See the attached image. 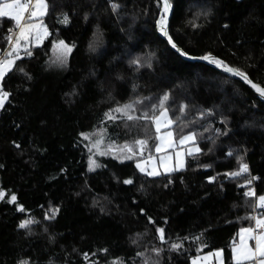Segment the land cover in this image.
<instances>
[{"label":"trees","instance_id":"16d2710c","mask_svg":"<svg viewBox=\"0 0 264 264\" xmlns=\"http://www.w3.org/2000/svg\"><path fill=\"white\" fill-rule=\"evenodd\" d=\"M172 2L170 34L190 56L211 53L264 85V0ZM50 3L55 7L43 18L49 39L32 46L31 57L20 52L17 61L31 79L15 70L6 77L5 90L12 95L0 111V190L5 193L0 199V264H152L154 247L163 249L159 264H191L193 257L218 248L224 249L225 264H233L231 248L239 229L254 226L245 217L264 212L250 206L255 198L243 195L247 187L264 194V128L259 126L264 124V101L221 69L178 56L156 30L162 7L158 0ZM110 3L119 5L115 13ZM204 12L210 14L205 18ZM62 13L68 24L60 22ZM10 28L14 21L0 18V56L9 50ZM97 28L102 43L93 52L89 43L96 41ZM59 40L74 47L66 67L53 71L48 61ZM148 56L151 69L136 71L128 63ZM117 73L124 79L117 80ZM133 84L138 85L135 91ZM74 89L78 95H70ZM165 92L169 116L181 117L173 124L176 137L195 132L202 151L188 156L183 170L152 177L136 168L137 161L155 155L151 123L129 122V131L121 120L107 121L103 114L116 101L130 98L148 97L144 103L150 107ZM224 117L228 135L216 132L225 130ZM253 122L256 126L249 127ZM101 129H106V143L121 147L147 136L150 147L133 160L95 155L81 133L93 137ZM89 156L101 165L94 171H89ZM237 156L249 165L241 178L226 175L239 170ZM210 176L215 180L209 182ZM251 176L258 179L242 187ZM125 179L133 183L124 184ZM12 194L24 213L7 202ZM54 209H59L55 218L46 220L45 213ZM29 216L38 221L30 232L18 227ZM157 227L166 229L167 243H160ZM196 236L207 242L201 252ZM172 242L183 247L170 251Z\"/></svg>","mask_w":264,"mask_h":264},{"label":"snow or ice","instance_id":"6c2138e0","mask_svg":"<svg viewBox=\"0 0 264 264\" xmlns=\"http://www.w3.org/2000/svg\"><path fill=\"white\" fill-rule=\"evenodd\" d=\"M240 2V0H237ZM158 4H162V7H159V16L155 21V27L160 36L166 39V43L172 50L175 51L176 54L180 57L191 58V59H199L202 61H206L210 65H214L216 69H221L224 73H228L233 77H239L240 81L243 82L244 85L250 87L251 90L254 91L255 94L259 97L261 101H264V85L260 82H254L253 79L250 78V75L241 70L240 68L230 66L225 62L224 59L219 58L211 53H206L199 57H192L190 53L184 50L179 44L174 40L173 36L170 34V24H169V14L174 11V4L172 0H158ZM54 5L50 3V0H0V18H8L10 21H14L15 31L13 29H8L9 35L7 36V43L9 45V50H6L3 56H0V111L6 109V103L10 102V97L12 93L10 91L5 90L7 83L6 77H8L9 73H12L14 70L20 73H24L26 78L31 79L30 76L27 75L25 69L19 65H17V61L21 60L20 52L21 49L24 50L26 56L31 57L33 55L31 48L29 45L32 44H40L42 43L49 35L48 27L45 25L43 21V17L48 15L50 11L54 9ZM110 7L112 11L115 13L119 7L117 3H110ZM209 12H204L202 15L205 18L209 15ZM63 19L60 21L63 24L69 23V17L66 13H62ZM87 19V15L85 16ZM192 27H198L195 23L189 21ZM225 28L228 27L227 24L224 25ZM94 36L97 38L95 42L89 43V50L95 51L96 48L102 43L103 33L100 32L99 28L94 32ZM239 43V41L237 42ZM74 46H70L65 43L64 40H59L58 42L53 44L54 50L57 52L56 59L52 61L53 64H59L61 67L66 66L67 58L70 53H72ZM130 66H135L136 71H139L141 68L147 67L149 69L152 68V60L150 56L141 58L134 57L129 60ZM95 75V73H93ZM115 78L117 80H123L124 76L121 73H117ZM103 87V84H101ZM138 85L133 84V91L136 90ZM70 95H78L76 90L74 89ZM109 99H114L111 92H108ZM148 97L129 99L125 103H121L120 101H116L113 107H110L107 111L104 112L103 116L107 121H116L121 120L124 123L126 128H129V122L135 124L138 121H143L145 123L150 122L151 125L155 129V137L154 139L158 142L155 144V148L158 152H166L167 149H172L174 152V156L172 153H167L159 158L160 167L164 169L165 172H173L177 170H182L185 168V155L195 157L196 155L201 153V148L196 145V133L193 131L188 132L186 135L181 134L178 139V144L183 146L191 143L193 146L188 147L185 151H176L177 148V140H174L173 132L168 130L164 133L161 132L162 128L171 129V126L174 123H178L181 121V117L177 116L175 120H173L169 116V108L166 106V102L169 101V93L165 92L161 97H159L157 103H152L150 107L145 105V101L148 100ZM67 102L71 103V99ZM185 105L181 104L179 111L180 113L185 112ZM252 107H257L256 103L252 104ZM210 111V110H208ZM137 112H140V115H136ZM158 112V114H156ZM203 115V113H201ZM103 123V121H102ZM224 124L225 130L223 132L220 129H216V132L220 133V135H228V118L224 117L222 120ZM249 127L256 126L253 122L248 125ZM261 128H264V124L259 125ZM19 127V125H17ZM106 129H101L96 133L98 136L97 139L93 140L90 145H88L89 152H92L93 149L96 150V153L100 155L107 154L106 151L101 150V145L104 140L103 132ZM129 131L131 129L129 128ZM205 131H208L205 128ZM84 139L88 140L90 137L88 134L81 133ZM149 139L151 137L145 136L144 138H135L131 141H126L122 148L119 149L121 152V156L118 157L123 160H133L137 155H141L145 150L149 149ZM214 143V141H213ZM15 147L20 148L19 144H15ZM107 151H113L111 144L108 145ZM211 151V149H209ZM228 155H233L232 152H229ZM152 157L149 156V160ZM175 160V165L172 166V160ZM237 159L241 161L239 163V170L231 173H226L227 176L230 177H239L244 173L249 172L248 163L243 162V157L237 156ZM101 165L97 164L95 160H93L92 156H89V171H94L95 168L100 167ZM2 167V165H0ZM202 167H210V165H202ZM136 168L139 169L141 173H146L148 176H159L161 173L157 170L155 164H152L151 170L148 171L144 165V163L137 161ZM63 171V170H62ZM258 177L251 176L245 180V185L242 187L252 185L253 181L257 180ZM209 182L215 180V177H208ZM171 182V181H169ZM124 184H132V179H125L123 181ZM243 195L248 198H255V203L250 205L253 208L264 209V194H257L252 187H247V191H244ZM5 193L3 190H0V199H3ZM16 194H12L10 199H8V203L16 204L17 211L24 213L26 209L22 204L17 203ZM103 211V209H101ZM59 209H54L52 214L45 213L46 220H52L55 218L56 212ZM141 213H145V209H140ZM246 220L254 222V226L249 227H241L239 229V243H233L231 248V260L233 264H264V212H259L256 215H250L245 217ZM149 223H155L151 217H148ZM38 221L35 220L34 217H27L20 221L18 227L20 229H27L30 232V225L36 224ZM47 231V229H45ZM158 234V239L161 244L167 243L166 239V229L163 227H157L155 229ZM203 233H201V236ZM184 239H187L185 237ZM193 241L200 245L197 248V252H201L203 247H207V242L201 240L200 236L193 237ZM249 241L254 242V246L249 244ZM133 243H136L133 240ZM183 247L180 243L172 242L170 244V251H176ZM155 254L157 259L152 262V264H159V257L163 249L154 247L151 249ZM101 251H107L106 249H102ZM224 249L218 248L209 251L206 255L203 256V264H208L209 257H214L216 264H225L223 258ZM87 257V253L84 254ZM137 256H142L143 253L137 252ZM19 264H27V261H20ZM122 264V262H121ZM143 264H148V261H143ZM191 264H201V257L195 256L191 259Z\"/></svg>","mask_w":264,"mask_h":264},{"label":"rangeland","instance_id":"374dc122","mask_svg":"<svg viewBox=\"0 0 264 264\" xmlns=\"http://www.w3.org/2000/svg\"><path fill=\"white\" fill-rule=\"evenodd\" d=\"M45 25H46V24H45ZM48 31H49V30H48ZM49 37H50V31H49V35H48V37H47L42 43H40V44H32V45H29V47L31 48L32 46H41V45H43V44L49 39ZM22 51H24V50L21 49V52H22ZM69 55H70V54H69ZM69 55H68V58H69ZM56 56H57V52L54 50V48H52L51 56H50V59H49V61H48V66L51 67L53 71H61V70H63L66 66L61 67L59 64H53L52 61L56 59ZM68 58H67V62H68ZM67 62H66V65H67ZM164 132H166V131H164ZM164 132H162V133H164ZM89 137H90V139L87 140L88 145H90L91 142H92L93 140H95V139L98 138V136H93V137H92V136H90V135H89ZM109 144H111V143H106V141L103 140V143H102V145H101V150L107 152V154H105V155L121 156V155L119 154V153H120L119 149L122 148L123 146L120 147V146H118V145L112 143L111 146H112L113 151H107V148H108V145H109ZM191 146H193L191 143H189V144H187V145H183V146H181V145L178 144V140H177V148H176V151H185V152H186L187 148H188V147H191ZM195 146H197V143H196ZM92 153L95 154V155H100V154L96 153V150H95V149H93ZM167 153H172L173 156H174V152H173V150L169 148V149L166 150V152H164L162 155L156 157L154 160H151V161H150V160H146V161H142V163H144V165H145V167H146V169H147L148 171L151 170V166H152V164H155L156 167H157V170L161 173L160 175H162V174H167V173H169V172H165L164 169H163L162 167H160V164H159V158H160L161 156L167 154ZM186 158H187V155H185V160H186ZM174 162H175V160L173 159V160H172V166L175 165Z\"/></svg>","mask_w":264,"mask_h":264},{"label":"crops","instance_id":"0c3cea01","mask_svg":"<svg viewBox=\"0 0 264 264\" xmlns=\"http://www.w3.org/2000/svg\"><path fill=\"white\" fill-rule=\"evenodd\" d=\"M44 18V17H43ZM42 18V19H43ZM168 130H171L172 132H173V137H174V140H178L179 138H177L176 137V135H175V133H174V131H173V125L171 126V129H165V128H162L161 129V132H164V131H168ZM156 143H158V142H156ZM196 143H197V140H196ZM197 146L199 147V145L197 144ZM164 152H158L157 150H156V148H155V155L154 156H152V159L151 160H154L156 157H158V156H160V155H162ZM187 158H188V156H187ZM187 158H186V160H185V167H186V162H187ZM149 160V159H148ZM150 160V161H151ZM174 164H175V162H174ZM183 170V169H182ZM177 171H180V170H177ZM177 171H173V172H177ZM173 172H170V173H173ZM170 173H167V174H170ZM160 176V175H159ZM153 177V176H152ZM154 177H157V176H154ZM239 243V235H238V242H237V244ZM249 244L250 245H252V246H254V242L253 241H249ZM207 254V253H206ZM206 254H202V255H200V257H201V264H203V256L204 255H206ZM223 258H224V253H223ZM225 262V261H224ZM208 264H216V261H215V258L214 257H209V259H208Z\"/></svg>","mask_w":264,"mask_h":264},{"label":"water","instance_id":"95a60500","mask_svg":"<svg viewBox=\"0 0 264 264\" xmlns=\"http://www.w3.org/2000/svg\"><path fill=\"white\" fill-rule=\"evenodd\" d=\"M172 15H173V12H170V14H169V23H170V19L172 18ZM164 38V37H163ZM165 39V38H164ZM166 40V39H165ZM183 59H185L186 61H188V62H192V63H201V64H205V65H209V66H214V65H210V64H208L206 61H202V60H199V59H191V58H185V57H182ZM228 76H230V77H232V78H234V79H236V80H239L240 81V79H239V77H233V76H231L230 74H228V73H226ZM240 82H242V81H240ZM243 83V82H242ZM247 86V85H246ZM247 87H249V86H247ZM250 88V87H249ZM253 91V90H252ZM254 92V91H253Z\"/></svg>","mask_w":264,"mask_h":264},{"label":"built area","instance_id":"2783aa9c","mask_svg":"<svg viewBox=\"0 0 264 264\" xmlns=\"http://www.w3.org/2000/svg\"><path fill=\"white\" fill-rule=\"evenodd\" d=\"M11 29H13L15 31V28H11ZM8 35H9V33H8ZM238 178H241V176H239Z\"/></svg>","mask_w":264,"mask_h":264}]
</instances>
